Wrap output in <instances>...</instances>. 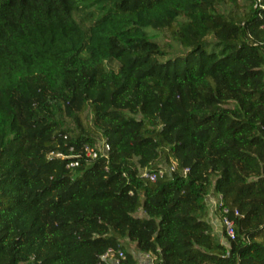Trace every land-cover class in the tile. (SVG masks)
<instances>
[{"label":"trees","instance_id":"obj_1","mask_svg":"<svg viewBox=\"0 0 264 264\" xmlns=\"http://www.w3.org/2000/svg\"><path fill=\"white\" fill-rule=\"evenodd\" d=\"M255 4L0 0V264H98L111 249L137 264L128 244L154 264H264ZM103 141L109 161L54 157ZM163 162L177 171L140 178ZM219 196L225 243L208 221Z\"/></svg>","mask_w":264,"mask_h":264},{"label":"built area","instance_id":"obj_2","mask_svg":"<svg viewBox=\"0 0 264 264\" xmlns=\"http://www.w3.org/2000/svg\"><path fill=\"white\" fill-rule=\"evenodd\" d=\"M255 8L258 9H264V0H255ZM71 152H73V149H71ZM110 152H111V146L107 142L103 141L100 143V145L96 148H84V155H70L66 156L63 154H57L54 157L62 160V161H69L68 168L73 169L77 168L81 165V160L83 158H87L90 160H98V159H105L106 161H109L110 158ZM177 171V164L173 163L170 167V175L175 173ZM189 173V169L184 170L183 174L186 176ZM163 177H166L165 171L163 169H158L156 172H150L148 169L141 170L140 171V178L148 180L150 182L155 183L158 179H161ZM219 200L217 198L210 197L209 203L211 204L213 210H216L217 212L221 211V223H222V235H224V238L229 241L235 240V225L234 222L231 221L228 217V210L225 208H221L222 206V198L219 196ZM221 209V210H220ZM146 259L150 260L152 264H154V259L150 255H144ZM127 256L123 250H114L111 249L107 253H105L103 256H101L100 261L98 264H124L126 261Z\"/></svg>","mask_w":264,"mask_h":264},{"label":"crops","instance_id":"obj_3","mask_svg":"<svg viewBox=\"0 0 264 264\" xmlns=\"http://www.w3.org/2000/svg\"><path fill=\"white\" fill-rule=\"evenodd\" d=\"M215 198L216 197H212ZM211 204L209 203V206ZM219 212H217L216 210L212 209V206L210 207V214H209V218L208 221L210 222V224L213 226L214 228V232L215 234H217L218 236H222V223H221V215ZM223 242L225 243V239L222 238ZM132 254L134 255L135 259H136V263L137 264H152V262L148 259L145 258L144 254H140V253H136V252H132Z\"/></svg>","mask_w":264,"mask_h":264},{"label":"rangeland","instance_id":"obj_4","mask_svg":"<svg viewBox=\"0 0 264 264\" xmlns=\"http://www.w3.org/2000/svg\"><path fill=\"white\" fill-rule=\"evenodd\" d=\"M158 42H160L161 45L164 46L165 48H167L168 50H169V46L170 45H173V41L171 39V35L169 33H167V32H164V33L159 34ZM113 67H114V65H113ZM98 137L97 138L99 140L101 137L100 136H98ZM101 140L102 139H100V141ZM172 164H168L167 162H163L162 164H160L159 169H163L165 171V175L167 177H169L170 176V167L172 166ZM222 237L224 238V235H222ZM224 239L226 240V238H224ZM133 251H134L133 245L128 244V247L126 249V252L127 253H132Z\"/></svg>","mask_w":264,"mask_h":264}]
</instances>
